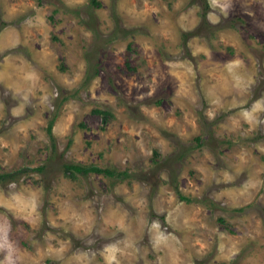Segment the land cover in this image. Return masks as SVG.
Listing matches in <instances>:
<instances>
[{"label":"rangeland","instance_id":"rangeland-1","mask_svg":"<svg viewBox=\"0 0 264 264\" xmlns=\"http://www.w3.org/2000/svg\"><path fill=\"white\" fill-rule=\"evenodd\" d=\"M7 172L0 264H264V0H0Z\"/></svg>","mask_w":264,"mask_h":264},{"label":"trees","instance_id":"trees-1","mask_svg":"<svg viewBox=\"0 0 264 264\" xmlns=\"http://www.w3.org/2000/svg\"><path fill=\"white\" fill-rule=\"evenodd\" d=\"M96 3H98V2L96 1ZM128 63H129V61H127V64ZM96 111H99V112L103 113V111H101V110H96ZM56 117L57 116H54L51 119V121L49 122V125H48V128H47V131H48L49 134H51V132H52V127L54 125ZM65 167H66L65 168L66 172L69 175H71L72 177H75V176H77L79 174L86 175L90 171L104 173V174H106L109 177H114L115 174H118V175L127 174V172L125 170L118 171V170L113 169L111 167L104 168V167H100V166H97V165H83V164H78V163H66ZM39 168L42 169L41 166ZM12 175H13V173H10V172L0 173V182L1 183H5L6 181H8L10 179V177H12Z\"/></svg>","mask_w":264,"mask_h":264}]
</instances>
